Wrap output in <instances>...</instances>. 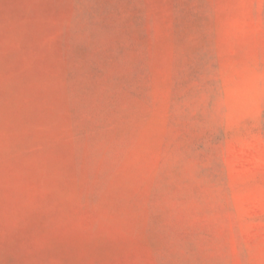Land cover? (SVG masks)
Listing matches in <instances>:
<instances>
[{
	"label": "rangeland",
	"instance_id": "rangeland-1",
	"mask_svg": "<svg viewBox=\"0 0 264 264\" xmlns=\"http://www.w3.org/2000/svg\"><path fill=\"white\" fill-rule=\"evenodd\" d=\"M0 264H264V0H0Z\"/></svg>",
	"mask_w": 264,
	"mask_h": 264
}]
</instances>
